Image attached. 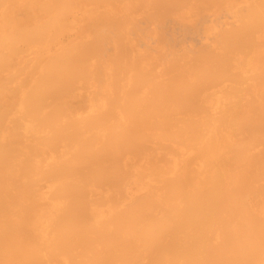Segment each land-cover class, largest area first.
Returning a JSON list of instances; mask_svg holds the SVG:
<instances>
[{
    "label": "bare ground",
    "instance_id": "1",
    "mask_svg": "<svg viewBox=\"0 0 264 264\" xmlns=\"http://www.w3.org/2000/svg\"><path fill=\"white\" fill-rule=\"evenodd\" d=\"M224 2L178 48L203 0H0V264H264V0Z\"/></svg>",
    "mask_w": 264,
    "mask_h": 264
},
{
    "label": "rangeland",
    "instance_id": "2",
    "mask_svg": "<svg viewBox=\"0 0 264 264\" xmlns=\"http://www.w3.org/2000/svg\"><path fill=\"white\" fill-rule=\"evenodd\" d=\"M206 0H203V3H200V4H202L199 8H198V13H197V15L194 17V18H187V17H185V20L184 19H182V18H180V17H176L175 19L173 18L172 20L171 19H167L166 20V23H164V27H165V29H164V31H165V35H167V37L169 38V36L171 37V39L173 38V40L175 39H177V38H179V39H177L176 41H174V42H176L175 44H177V46H178V44H179V46L181 47L182 45H187V46H190V47H192V46H195V48L196 47H200L201 45L200 44H202L203 45V43L202 42H205L206 40L207 41H213V38H212V35H210V32H207L205 29H206V27H208L209 25H211V22H212V20H213V17H214V15H217L221 10V15H223L222 13H224L225 12V16L223 17V16H221V15H218L220 18H219V21H220V23L222 24V25H225V21L226 20H229V16H230V14H228L229 12H228V9H226L225 8V6H224V4L225 5H227L225 2H224V0H210V1H208L207 3H204ZM223 3V4H222ZM200 4H196V5H200ZM222 5V6H221ZM222 7V9H219V8H221ZM225 10H224V9ZM216 9H217V11H216ZM224 11V12H223ZM228 12V13H227ZM213 16H212V15ZM204 15H206V16H204ZM203 16V18H201V17ZM198 17H199V22L197 21L198 20ZM206 17V19H205V21H203L202 19H204ZM226 17V18H225ZM208 18V19H207ZM176 20V21H175ZM144 21V20H143ZM175 21V22H174ZM197 21V22H196ZM142 20L140 21V27L143 29L145 26H149V25H147V23L144 21V22H142ZM171 22V23H170ZM197 24H196V23ZM180 23H182V25L184 26V24L185 25H187V28H183V26L181 27L180 26ZM144 25V26H143ZM166 25V26H165ZM188 26L190 27V28H188ZM169 27H172L171 28V31H169L170 30V28ZM195 27V28H194ZM197 27V28H196ZM147 28V27H146ZM181 28H183V31H180L181 30ZM191 28H193V30H196V32H194L193 30H191ZM172 29H174V30H172ZM186 29V30H185ZM169 31V33H168V31ZM174 31V32H173ZM175 31H178V32H175ZM167 32V33H166ZM190 32V33H189ZM174 34L175 35V37H174V35H171V34ZM182 33V34H181ZM192 33V34H191ZM180 34L183 36V34H184V38L182 37V40H180V37H178V36H180ZM211 34H212V32H211ZM208 36H211V38L210 39H208V38H206V37H208ZM202 38V39H201ZM150 39V38H149ZM148 39H146V40H143L144 41V43H139V41H138V45H140V47L141 48H143V46L145 47V45L147 46V44H149L150 45V48H155L157 45H156V42H157V40H155L154 42H153V40H152V38L150 39V40H148ZM173 40H171L172 41V43H173ZM178 40H179V43H178ZM185 41V42H184ZM209 41V42H210ZM153 42V43H152ZM181 42V43H180ZM152 43V44H151ZM174 44V46H175V48L176 49H178V48H180L179 46H178V48L176 47V45ZM182 44V45H181ZM149 45H148V47H149ZM192 45V46H191ZM200 45V46H199Z\"/></svg>",
    "mask_w": 264,
    "mask_h": 264
}]
</instances>
